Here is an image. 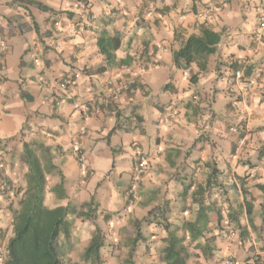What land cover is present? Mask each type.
Wrapping results in <instances>:
<instances>
[{
    "label": "crops",
    "instance_id": "1",
    "mask_svg": "<svg viewBox=\"0 0 264 264\" xmlns=\"http://www.w3.org/2000/svg\"><path fill=\"white\" fill-rule=\"evenodd\" d=\"M35 1L51 10H41L27 0H0V46L5 50L0 157L9 165L7 180L23 188L27 167L22 143L43 145L55 164L47 176L45 203L50 207L68 201L78 204L93 196L99 203L95 222L100 226L105 215H122L120 220L126 224L121 238L126 241L134 220L158 203L178 223L192 219L197 209L191 198L195 184L186 194L184 188L191 180L205 185L214 168L218 185L207 187L204 198L210 225L217 211L227 219L228 212L237 210L239 227L230 224L231 235L218 234L209 244L211 255L188 247L192 255L187 264H217L225 257L264 264V193L256 186L264 185V155H258L264 144V70L256 84L247 81L251 70L264 68V48L255 41L261 0H127L126 14L118 11L115 0H90L88 13L76 10L73 0ZM201 24L219 32L220 41L208 57L207 70L191 82L190 75L198 68L173 63L172 53L179 46L174 36L196 33ZM101 30L120 35L116 59L127 58L135 83L132 92L118 97L114 112L86 117L73 104L88 100L89 91L95 101L104 100L105 81L116 76L119 68L96 70L106 64L97 47ZM232 60L236 69L230 66ZM238 68L243 69L242 80L234 78ZM68 71L76 74L75 84L61 90L54 83ZM42 77L54 84L53 89L39 85ZM83 128L86 132L80 135ZM77 136L88 165L86 177L71 155V142ZM135 145L149 158L141 175L136 172ZM61 177L64 199L50 191ZM128 185L139 195V203L130 207ZM14 198H0L5 236L10 234ZM7 200L12 206L3 205ZM79 223L90 221L74 220L70 243L82 249L80 254L76 250L67 254L72 262H79L90 239L77 244ZM88 229L90 234L94 226ZM148 240L138 243L134 264H163L160 252L151 253ZM124 246L122 259L127 254Z\"/></svg>",
    "mask_w": 264,
    "mask_h": 264
},
{
    "label": "trees",
    "instance_id": "2",
    "mask_svg": "<svg viewBox=\"0 0 264 264\" xmlns=\"http://www.w3.org/2000/svg\"><path fill=\"white\" fill-rule=\"evenodd\" d=\"M27 1L41 10H51L38 1ZM174 38L179 41V46L172 53L173 63L184 69L195 64L198 71L190 75V81L195 82L198 74L207 70L208 57L215 52L217 43L220 41V33L201 24L198 32L186 35L176 33ZM120 42V35H109L104 30L99 31L97 47L99 53L104 56L106 64L99 66L96 69L97 72H103L107 67L128 64L127 58L116 59L115 51L120 47ZM230 66L236 69V61L232 60ZM244 70L246 73L250 72L247 66ZM58 83L57 79L56 85ZM168 86L169 83L165 84L164 88ZM54 101L56 104L57 101ZM38 149H40L39 152ZM22 153L27 167L23 188L7 180L9 165L4 158L0 157V163L6 167V172L0 170V177L5 185V194L2 199L9 198L7 189L11 187L15 189L13 196L17 198L15 208L11 209L10 235L5 242L3 264H79L65 257L72 249L70 235L76 218L90 221L94 225L89 242L80 255V261L85 264L99 262L100 251L104 246L102 229L95 223L99 203L92 196L88 201L78 204H71L68 201L65 205L48 206L45 203L47 176L55 168V164L51 162L49 149L43 145L23 142ZM258 155L260 157L264 155V144L259 147ZM215 174L216 169L213 168L206 177L205 185L197 181L194 183V180H191L190 184L185 186L184 194L195 184L191 191V198L192 202L197 204V209L192 219H182L172 227L169 210L163 203H158L153 205L142 219L134 220L133 232L127 236L125 241L127 254L120 264H134L136 247L138 243L146 239L141 230L143 222L160 226L165 233L160 249V260L163 264H187V260L192 255L188 247L200 249L205 256L206 254L211 255L210 242H213L220 233L231 234L233 229L229 226L230 224L239 227L237 210L228 212L227 219H224L223 215L217 211L215 222L210 225L212 219L208 214L209 204H205L204 198L205 193H208L207 187L218 185L214 179ZM256 186L264 193V185L256 184ZM50 191L58 199L66 198L63 177L50 188ZM262 206L264 207V201ZM250 211L251 207L246 203L247 214ZM109 218L108 214L104 216L106 221ZM262 218L264 220V210ZM225 220L226 223H224ZM239 234L243 235V231L241 230ZM0 236L4 237L5 233L0 231Z\"/></svg>",
    "mask_w": 264,
    "mask_h": 264
},
{
    "label": "built area",
    "instance_id": "3",
    "mask_svg": "<svg viewBox=\"0 0 264 264\" xmlns=\"http://www.w3.org/2000/svg\"><path fill=\"white\" fill-rule=\"evenodd\" d=\"M116 1V7L118 11L122 14H126L125 9V3L127 0H115ZM90 0H73L72 6L84 13H88ZM215 9H219V7H215ZM255 41L256 43L264 48V0H261V8L259 10V13L257 15V27L255 32ZM5 50L3 47L0 46V88L2 86V73L5 66ZM37 61V59H35ZM128 66L126 64H122L117 69L116 76H113L111 78H108L105 83L107 85V96L104 100H101L100 102L95 101V94H93L92 91L88 92L89 99L84 102H75L73 104V108L75 110H79L82 114H84L86 117L90 115L105 113L109 114L115 111L114 106L116 104V101L118 97L126 95L127 93L132 92L133 85L135 83L134 77L130 75V72H128ZM263 74V68L257 67L255 68L250 76L248 77L247 81L249 85L256 84L259 79L262 78ZM234 78L237 80H242L244 78V72L242 68H238L234 73ZM59 83L57 87L61 90H66L71 86H74L76 81V74L72 72H64L60 74ZM39 85H42L48 89H53L54 84L47 81L45 78L39 79ZM95 101V102H94ZM57 105H59V102H57ZM86 132V129L79 130V134L83 135ZM71 155L75 159L77 165L80 168L82 176L86 177L88 174V167H87V161L86 156L84 153L83 148L80 145V139L77 137H74L71 142ZM134 156L136 161V172L138 175L143 174L148 166H149V158L148 155L142 151V149L135 145L134 147ZM0 170L3 172H6V167L3 163H0ZM2 172V173H3ZM4 182L0 177V198H3L5 194L4 189ZM9 196L13 195L15 192L14 188L7 189ZM126 196H127V205L130 207L132 205H135L139 201V195L136 192L134 186H128L125 190ZM229 227V226H228ZM232 234V233H231ZM230 234V235H231ZM262 251L264 252V246L262 248ZM217 264H243V262L234 261L230 257H225L221 259ZM250 264H255L254 262H251Z\"/></svg>",
    "mask_w": 264,
    "mask_h": 264
},
{
    "label": "rangeland",
    "instance_id": "4",
    "mask_svg": "<svg viewBox=\"0 0 264 264\" xmlns=\"http://www.w3.org/2000/svg\"><path fill=\"white\" fill-rule=\"evenodd\" d=\"M263 70H264V68H263ZM202 136H204V135H202ZM128 186H130V185H128ZM128 186H127V188H128ZM12 196L13 195L9 196V198ZM99 197L101 198V193L99 194ZM114 197H119V196H118V194H115ZM105 198H107V197H105ZM16 200H17V198L15 197L13 202L15 203ZM3 205L12 206V203L7 200V201L3 202ZM122 212L124 213L125 210L123 209ZM121 216L122 215L116 216V217L113 216V217H110V219L107 221H105V220L101 221L100 227H101L103 235H104V246L101 248V251H100V253H101L100 260H99V262H96V263H86V264H120V262L122 261V258H120V257H123L125 255V250H126V247L124 246L125 243L124 244L122 243V241L123 242H125V241L122 240V238H121V236H122L121 232H124L123 226H125L126 221H124L122 223L120 220ZM144 216L145 215H142L139 219H142ZM2 217L3 216L1 215L0 219ZM170 222L172 224V227L178 223V221L176 219L173 220V218L170 219ZM0 223H3L2 225L0 224V231H3L6 234V224L4 223V220L0 221ZM85 225H88V226L85 227ZM85 225H82L80 223L78 225L77 224L75 225L76 229H77V235H78V237H80V238H78V243H77L79 245L80 244L84 245L86 238H88V237L90 238L92 235V232H93L92 231L90 234H88V231H89L88 227H89V225H93L92 222H90V224H85ZM141 230H142V233L145 235V237L149 238L148 243H150V244H149L148 248L151 250V253H153V255L156 256L160 252V249L162 247V236H164V234H165L164 231L161 229L160 226L158 227V226H155L153 224H146V222L142 223ZM8 236H4V237L0 236V264H3V261H4V254H5L4 243H5L6 238ZM71 248H72L71 250H76V249H74V246H72ZM81 249L82 248L80 245L76 250L77 254H80L79 251ZM142 252L146 253L147 250L142 249ZM137 255H140V252H138V254L136 253V256ZM65 257H67V255H65ZM78 263L79 264H85V263H82L80 260Z\"/></svg>",
    "mask_w": 264,
    "mask_h": 264
}]
</instances>
